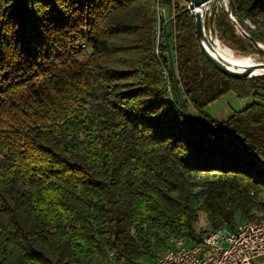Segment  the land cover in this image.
Instances as JSON below:
<instances>
[{"label":"trees","instance_id":"16d2710c","mask_svg":"<svg viewBox=\"0 0 264 264\" xmlns=\"http://www.w3.org/2000/svg\"><path fill=\"white\" fill-rule=\"evenodd\" d=\"M165 2L0 0V264H147L264 209V75L223 74L181 0L168 32ZM231 10L264 26V0ZM228 16L215 9L221 34L264 42ZM231 90L255 100L210 118Z\"/></svg>","mask_w":264,"mask_h":264},{"label":"built area","instance_id":"2783aa9c","mask_svg":"<svg viewBox=\"0 0 264 264\" xmlns=\"http://www.w3.org/2000/svg\"><path fill=\"white\" fill-rule=\"evenodd\" d=\"M170 2L171 5L174 4V0ZM208 9L209 7L206 12ZM227 10L231 22L243 37L249 36L250 32H256L264 39V26L255 24L250 18H239L231 9ZM165 11V7H158V15L161 16ZM205 16L203 24L206 35ZM257 44L264 46V42ZM251 195L257 202L264 203V193L255 194L252 191ZM171 243L170 248L159 249L154 261L147 264H253L264 256V209L254 219L241 223L234 231L225 228L213 230L200 237V242L194 245L188 244L186 240H172ZM109 264L126 262L111 252Z\"/></svg>","mask_w":264,"mask_h":264},{"label":"rangeland","instance_id":"374dc122","mask_svg":"<svg viewBox=\"0 0 264 264\" xmlns=\"http://www.w3.org/2000/svg\"><path fill=\"white\" fill-rule=\"evenodd\" d=\"M167 1L168 0H166V2L164 4L166 11L164 14H162V16H165L164 18L167 19L166 27H167V23L170 21V17L172 15V13H173V7L167 6V4H168ZM181 1L183 2L184 5L189 4L188 0H181ZM208 7H209V9L207 10L206 16H205L206 22L209 24L208 27L206 28V35H207L206 37L211 43L214 42L215 38H217L220 41L221 45H224V46L231 48L233 50V52L237 55H245V54L246 55H248V54L258 55L256 57L257 60H259V62H260V60L264 61V56L259 54L258 49L254 46V44H251L248 40H244L243 47H240L231 40V36L229 34H221L219 31H217L216 26H214V27L212 26V24L210 22V11L209 10H211L212 8L215 7V9L216 8L219 10L224 9L225 11L228 12L227 9H231V0H226V2H225V0H215L214 2L209 4ZM229 19H230V17H229ZM230 22H231V19H230ZM171 27H172V23L170 21L168 28H167L169 33L171 31ZM156 37H158V24H157V28H156ZM171 44H172V41H171ZM170 63H171V61H170ZM254 100L255 99L252 96H248V97H244V98L238 97L236 95V93L231 90V91H228L227 93H225L223 96H221L217 100H215L214 102L210 103L204 109V112L213 120L222 122L224 120H227L235 111L245 108L250 103H252ZM187 106H188V109L191 113H195L194 108L190 105V103L187 102ZM197 116L200 119H202L205 124H209L208 120L203 118L200 114H198ZM217 176H219V174L215 173V172H204V173L200 174L197 179H198V181H206V180H210L213 178H217ZM260 210L261 209L254 208L252 210L251 214H253V216H254ZM237 218L239 219L238 223H242L246 220L244 217H242L240 215V213L237 214ZM195 227H196V231H199V232L204 231V230H209V231L212 230V227L206 223L203 213L200 214L199 220L196 223ZM168 243L170 245L171 241L169 240L165 246H167ZM94 260L95 261H93L92 264H94V263L102 264L101 259H94Z\"/></svg>","mask_w":264,"mask_h":264},{"label":"water","instance_id":"95a60500","mask_svg":"<svg viewBox=\"0 0 264 264\" xmlns=\"http://www.w3.org/2000/svg\"><path fill=\"white\" fill-rule=\"evenodd\" d=\"M215 0H192L188 6V9L193 13L196 21V34L197 38L201 44L202 50L205 53V55L214 63V65L217 67L219 71H221L223 74L234 77V78H251L254 76H260L264 75V73H257L254 74V72L257 69H264V61H260L256 63L255 65H252L248 67L244 71H236L233 69H230L225 65L222 61L217 59L207 48L206 44L204 43V39H206L208 42L205 33H204V24H203V13L202 10ZM214 17H215V7L210 10V22L213 25L214 24ZM256 48L258 49V52L260 55L264 56V48L261 47L259 44H256Z\"/></svg>","mask_w":264,"mask_h":264},{"label":"bare ground","instance_id":"6f19581e","mask_svg":"<svg viewBox=\"0 0 264 264\" xmlns=\"http://www.w3.org/2000/svg\"><path fill=\"white\" fill-rule=\"evenodd\" d=\"M217 7V6H216ZM207 6L202 10L203 17L206 15ZM210 11V10H209ZM208 50L220 61H222L227 67L236 71H244L248 67L255 65L259 62L257 60L258 55H237L233 50L227 46L221 45L220 41L215 38L214 42H208L206 39L203 40ZM264 48L263 45H260ZM263 58V57H262ZM261 61V60H260ZM264 73V69H257L254 74Z\"/></svg>","mask_w":264,"mask_h":264},{"label":"crops","instance_id":"0c3cea01","mask_svg":"<svg viewBox=\"0 0 264 264\" xmlns=\"http://www.w3.org/2000/svg\"><path fill=\"white\" fill-rule=\"evenodd\" d=\"M172 15H173V13H172ZM172 15H171V17H172ZM170 17V18H171ZM95 261V260H94ZM101 263H102V260H101ZM94 264H96V263H94ZM253 264H264V256L263 257H261V258H259V259H257V260H255L254 262H253Z\"/></svg>","mask_w":264,"mask_h":264}]
</instances>
